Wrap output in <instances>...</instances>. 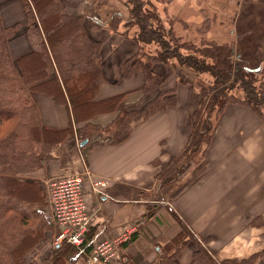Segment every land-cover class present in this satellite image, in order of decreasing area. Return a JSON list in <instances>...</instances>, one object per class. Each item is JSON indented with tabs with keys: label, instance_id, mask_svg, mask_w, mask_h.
<instances>
[{
	"label": "crops",
	"instance_id": "0c3cea01",
	"mask_svg": "<svg viewBox=\"0 0 264 264\" xmlns=\"http://www.w3.org/2000/svg\"><path fill=\"white\" fill-rule=\"evenodd\" d=\"M7 2L10 4L1 11L4 24H20L10 40L12 56L17 58L31 49L26 34L27 14L23 0ZM64 2L67 12L86 16L90 36L101 42L105 81L96 97L120 95L116 107L90 119L107 126L123 108L141 104L147 97L140 71L123 75L124 63L137 55L141 43L124 28H111L112 20L117 15L124 18L127 11L119 0ZM153 68L165 75L168 86H175L177 102L136 123L121 142L95 131L88 142L81 144L77 128L85 122L73 121L69 103L33 92L42 123L55 129L73 125L74 135L54 148L43 168L26 176L40 181L49 198L50 183L61 177L85 176L88 169L95 180H107L98 194L86 177L84 198L91 215L89 238L93 243L133 230L115 264H202L194 258L198 249L195 240L186 242L173 257L165 250L181 229L172 211L212 250L216 260L254 256L249 264H264V121L244 104H227L218 114L204 159L192 163L173 183L160 186L157 175L162 164L171 155L180 154L188 143L191 116L200 99L194 93V74L188 68L162 63H155ZM49 211L52 213L51 203ZM58 234L53 244H60L55 241ZM48 250L44 249L43 254ZM80 258L83 263L84 258Z\"/></svg>",
	"mask_w": 264,
	"mask_h": 264
},
{
	"label": "trees",
	"instance_id": "16d2710c",
	"mask_svg": "<svg viewBox=\"0 0 264 264\" xmlns=\"http://www.w3.org/2000/svg\"><path fill=\"white\" fill-rule=\"evenodd\" d=\"M23 2L27 14L26 34L31 49L17 58L12 56L9 43L20 24L5 26L0 13V264H76L82 254L74 245L66 241L59 245L53 244L60 229L54 221L53 213L49 211L50 198L44 185L37 179L26 176L27 173L43 168L52 158L54 148L74 135V128L73 125L62 129L45 126L32 93L42 92L69 103L73 121L85 122L77 128L81 143L85 139L88 142L95 131L109 134L113 141L121 142L129 136L136 123L177 102L175 86L166 84L165 75L153 68L155 63L170 65V57L180 56V62L196 72L204 62L194 56L193 51L191 58L183 61L180 50L184 42H175L173 46L172 42L164 44L160 53L158 51L156 56L150 57L152 64L138 58L135 60L136 56L126 61L123 75L129 76L140 71L144 76L143 90L147 97L141 104L123 108L111 124L100 126L92 123L91 117L116 107L120 95L96 97L105 81L100 55L101 42L90 36L86 16L67 12L64 0ZM128 9L129 19L137 20L141 30L135 38L139 42L146 41L152 30H147V25H141V18H146L141 14L142 9L138 5L136 10L129 6ZM212 18L206 16L196 31L201 42L209 34L212 41L217 43L219 35L211 24ZM182 24L184 29L194 31L186 21ZM176 36L186 41L187 34ZM141 37L145 39L142 40ZM195 50V53L199 52ZM258 51L261 50H257L258 58L264 59V51ZM252 71L245 66L240 68V73ZM216 79L217 84L211 88L213 94L206 109L202 110L205 104L202 101L192 113V128L185 149L178 155H171L170 160L162 164L157 175L161 181L160 186L173 183L192 163H200L204 159L216 128L213 115L217 118L228 102L246 103L264 119V113L260 109L264 105V95L260 97L262 94L256 87L247 84L242 88L241 97L231 98L224 89L219 88L222 84L226 85V77L218 74ZM196 80L195 89L198 87L206 96L208 91L204 86L205 82ZM156 162L161 163L158 160ZM172 213L181 229L164 246L170 257L177 254L186 242L195 240L198 249L194 258L202 264L253 262L254 256L242 260H216L212 250L198 240L185 221L174 211ZM89 232L90 230L85 238L87 253L94 245ZM46 248L49 250L44 255L43 250Z\"/></svg>",
	"mask_w": 264,
	"mask_h": 264
},
{
	"label": "rangeland",
	"instance_id": "374dc122",
	"mask_svg": "<svg viewBox=\"0 0 264 264\" xmlns=\"http://www.w3.org/2000/svg\"><path fill=\"white\" fill-rule=\"evenodd\" d=\"M120 3L125 4L127 11L125 9L124 18L117 15L115 20H112L114 22L112 26L110 25L112 29L121 27L133 36L137 35L141 31L140 26L137 24V20L129 19L128 6L130 9L136 10L138 5L142 9L141 14L146 17L141 18V25L144 27L147 25V30H152L150 37L146 41L140 42L141 49L134 58L135 60L138 58V60L152 64L150 57L156 56L158 51L160 53L164 44L172 42L171 45L173 46L175 42H184L180 50L183 61L189 60L194 53V56L204 62L202 66L204 68L201 67L196 72L187 64L180 62V56L179 59L175 56L170 57L169 63L170 67L188 68L194 74V93L200 99L199 106L202 101H205L202 110L206 109L211 99L213 94L211 88L217 84L218 74L223 78L226 77L227 81L226 85L222 84L219 88L224 89L231 98L234 96L241 97L243 95L242 88L247 84L256 87L262 94L259 95L260 97L264 95V86L261 87V83L264 81V59H259L257 53L259 49L264 51V0H119ZM9 4L7 0H0L1 16V11ZM22 4L24 5V2ZM23 8L26 10L25 6ZM206 16L213 17L211 24L214 25L215 32L219 35V38L216 39L217 43L212 41L209 34L208 38L203 40L204 42H201L196 36V31ZM178 19L182 22H179ZM185 21L188 26L194 28V31L181 27ZM4 25L13 26L15 24ZM177 34L179 36L187 34L186 41L182 40L184 38H178ZM141 39L145 38L141 37ZM195 49L199 52L195 53ZM242 66L250 69L259 67L260 69H252L251 73H240ZM236 72L238 73L236 74ZM196 79L205 82L206 85L204 86L208 91L206 96L201 93L198 87L195 89ZM229 103L246 105L264 121L263 116L261 115V117L250 105L239 101H230L227 104ZM260 109L264 113V105ZM213 120L217 126L218 116L216 118V115H213ZM203 126H205V120ZM78 260L76 264H83L80 261L81 258Z\"/></svg>",
	"mask_w": 264,
	"mask_h": 264
},
{
	"label": "built area",
	"instance_id": "2783aa9c",
	"mask_svg": "<svg viewBox=\"0 0 264 264\" xmlns=\"http://www.w3.org/2000/svg\"><path fill=\"white\" fill-rule=\"evenodd\" d=\"M91 179L92 189L98 194L107 180H95L90 171L86 175L73 174L53 180L50 183V203L53 218L60 229L56 243L66 241L74 245L84 258L83 264H115L123 244L130 240L132 229L113 239H104L93 243L90 252H86V235L90 229L91 215L84 198L85 178Z\"/></svg>",
	"mask_w": 264,
	"mask_h": 264
},
{
	"label": "water",
	"instance_id": "95a60500",
	"mask_svg": "<svg viewBox=\"0 0 264 264\" xmlns=\"http://www.w3.org/2000/svg\"><path fill=\"white\" fill-rule=\"evenodd\" d=\"M253 69V68H252ZM257 69H260L259 67L253 69V70H257ZM87 140H84L81 144H84Z\"/></svg>",
	"mask_w": 264,
	"mask_h": 264
},
{
	"label": "flooded vegetation",
	"instance_id": "af4514ba",
	"mask_svg": "<svg viewBox=\"0 0 264 264\" xmlns=\"http://www.w3.org/2000/svg\"><path fill=\"white\" fill-rule=\"evenodd\" d=\"M251 70H252V68H251Z\"/></svg>",
	"mask_w": 264,
	"mask_h": 264
}]
</instances>
